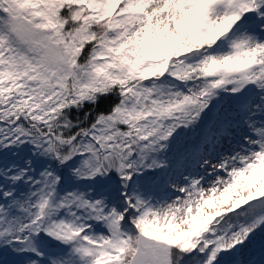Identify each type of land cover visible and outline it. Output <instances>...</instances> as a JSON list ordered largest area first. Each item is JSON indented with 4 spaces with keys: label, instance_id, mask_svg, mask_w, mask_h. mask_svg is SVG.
<instances>
[{
    "label": "snow or ice",
    "instance_id": "6c2138e0",
    "mask_svg": "<svg viewBox=\"0 0 264 264\" xmlns=\"http://www.w3.org/2000/svg\"><path fill=\"white\" fill-rule=\"evenodd\" d=\"M0 264H264V0H0Z\"/></svg>",
    "mask_w": 264,
    "mask_h": 264
},
{
    "label": "trees",
    "instance_id": "16d2710c",
    "mask_svg": "<svg viewBox=\"0 0 264 264\" xmlns=\"http://www.w3.org/2000/svg\"><path fill=\"white\" fill-rule=\"evenodd\" d=\"M108 101H102L101 108H104L107 105Z\"/></svg>",
    "mask_w": 264,
    "mask_h": 264
},
{
    "label": "rangeland",
    "instance_id": "374dc122",
    "mask_svg": "<svg viewBox=\"0 0 264 264\" xmlns=\"http://www.w3.org/2000/svg\"><path fill=\"white\" fill-rule=\"evenodd\" d=\"M257 239H259V234H258V237H257Z\"/></svg>",
    "mask_w": 264,
    "mask_h": 264
}]
</instances>
